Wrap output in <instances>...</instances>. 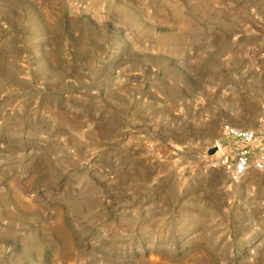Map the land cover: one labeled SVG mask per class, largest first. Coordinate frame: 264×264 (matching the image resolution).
<instances>
[{
    "label": "rangeland",
    "instance_id": "obj_1",
    "mask_svg": "<svg viewBox=\"0 0 264 264\" xmlns=\"http://www.w3.org/2000/svg\"><path fill=\"white\" fill-rule=\"evenodd\" d=\"M264 0H0V264H264Z\"/></svg>",
    "mask_w": 264,
    "mask_h": 264
},
{
    "label": "built area",
    "instance_id": "obj_2",
    "mask_svg": "<svg viewBox=\"0 0 264 264\" xmlns=\"http://www.w3.org/2000/svg\"><path fill=\"white\" fill-rule=\"evenodd\" d=\"M214 149L218 162L233 179L264 172V130L225 124Z\"/></svg>",
    "mask_w": 264,
    "mask_h": 264
}]
</instances>
